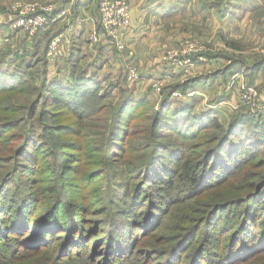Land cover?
Here are the masks:
<instances>
[{
  "label": "trees",
  "instance_id": "trees-1",
  "mask_svg": "<svg viewBox=\"0 0 264 264\" xmlns=\"http://www.w3.org/2000/svg\"><path fill=\"white\" fill-rule=\"evenodd\" d=\"M243 4L226 0L216 7L247 11ZM50 42L39 57L35 48L0 58V97L23 96L29 108L22 121L29 134L13 146V169L0 180V264H132L171 220L186 226L175 229L180 239L159 264L264 262V115L237 113L225 122L215 108L197 109V99H172L212 82L209 77L166 85L158 108L120 80H103L99 71L71 61L52 78ZM228 67L224 73L244 71L251 81L264 65ZM116 95L106 120L103 105ZM46 118L64 120L39 125ZM141 119L149 124L138 128L134 122ZM3 122V132L20 126ZM102 143L104 149L96 148ZM111 166L125 180L106 197L102 177ZM246 176L259 182L239 186ZM214 203L220 204L212 209ZM200 231L202 243L183 241Z\"/></svg>",
  "mask_w": 264,
  "mask_h": 264
},
{
  "label": "rangeland",
  "instance_id": "rangeland-1",
  "mask_svg": "<svg viewBox=\"0 0 264 264\" xmlns=\"http://www.w3.org/2000/svg\"><path fill=\"white\" fill-rule=\"evenodd\" d=\"M68 1L71 0H0V16L10 13L11 17L14 18L15 14L13 12V6L16 3L38 5L41 7L55 5L56 9H60L65 6L66 2ZM75 1L76 0H73L72 3L74 2L73 4H75ZM95 1L96 10H98L99 0ZM179 1L181 2V0ZM243 1L247 3V9L249 6L254 13H252V17L250 16L249 18H246L244 20H237L236 18L234 19L231 16L232 11L235 12L237 7L233 8L230 11L231 14L228 16V19L224 18V10L220 12L216 11L218 7L216 9L215 6H219L220 10L223 9L221 7L225 6L226 0H184V3H180L182 11L172 18H169L166 25L168 35L175 38L169 40L168 43L164 39L162 45L171 46L166 48L168 50H179L180 48H182L183 44L189 42L202 48L203 53H196L194 54V56L201 54L204 59L206 56L209 57V59L211 60V63L209 64L210 67H207V65H205L204 67L202 63L198 61L197 58L199 57H197L195 59V68L188 71L187 74L184 73L185 78L174 80L170 84L181 85L183 83L186 84L190 80H195L201 77L211 78L212 82L211 80L209 82L206 81L200 84L196 89L184 90L183 92H181V94L193 91L198 93V90L200 89L201 91H199V94L201 96L197 95L195 96L196 98L193 97L198 101L199 105L197 106V109H201L203 107L206 109H214L213 106L218 105L217 107H219L221 111L216 108L215 110L219 112L221 119H223L225 122L229 120L232 115L237 113L245 115L254 114L258 115L259 117H262L264 115L261 110L262 102L264 103V84L261 83L260 85H254L253 80H251L250 82L247 74H245L244 71L231 74L230 76L227 73L223 72L229 68L228 66L232 62L243 64L246 71L248 70V68L253 67L254 65H264V1L236 0V3L239 2L240 6L244 7L245 5L243 4ZM208 2L213 5V9H210L211 5ZM82 56H84V54L80 53L79 58L81 60L84 59L82 58ZM78 66H80V64H78ZM138 70L140 74L139 79L133 84L128 82L129 66L123 69V71L118 72L116 78L111 77V79H118L123 84H126L129 89L135 91L136 97L138 98L148 97L149 100H151L152 104H154L153 107L158 108L163 97L152 90L151 83L152 81L163 80L164 75L162 74V69L159 70L155 67L156 71L153 72L152 67H150V69L148 70H145V67H143L142 69L138 68ZM258 72L259 74L254 80L262 79V72L264 73V67L258 70ZM169 73L174 74V78L175 76L180 77V75H175L176 73H180L178 71L170 70ZM235 74H238L239 76L233 77ZM260 74L261 76H259ZM231 77H233L232 80H230ZM127 86L123 87L127 89ZM242 87L245 89L250 88V90H253L252 96L247 101H243L241 99V96L244 94V92L242 93ZM27 97L30 100H35L37 95L31 97L27 95ZM26 100L27 99L25 97L20 95H16L14 97H11L10 99H8V96H4L2 98L0 97V126L5 123L3 122L4 119H9L10 121L15 123L18 122L20 125L15 130L5 129L3 132L0 129L1 134H3L0 139V164L2 165V168L0 167V180L6 178L9 172L13 169L15 162L13 158L15 157V154L14 151H12L13 146L19 148L23 141V137L29 134V131H27L26 129L27 121L22 123V121L24 119L27 120L29 116V108H25ZM118 100L119 97L106 101V105L103 106H108V109L103 113V118H106V120L110 119V110L112 107L118 104ZM222 103L224 105H222ZM97 106L99 105H96V107ZM61 120H64V118H46L39 125H46L48 128H51ZM134 124L136 126L138 125V128H142L149 123L147 120L141 119L134 122ZM39 132L41 133L42 131L39 130ZM14 135H16L15 137L19 139L12 137ZM46 135L48 137L50 136L49 133H46ZM61 139H63V137H60L58 139V142L56 144L57 146H61V142L59 141ZM49 143L52 142L50 141ZM99 147L101 149H104V143L96 148ZM97 157L103 159L98 155ZM100 159L96 158L95 160L100 161ZM261 161L262 158L260 159V162ZM111 167H109L105 171V174L102 177V181L104 182L102 185V193L106 197L114 196L116 191L119 192L120 186L124 184L125 180L122 177L120 171L115 168L116 166ZM90 170L91 168L85 170V174H89L91 172ZM24 180L27 181L28 179L25 178ZM246 182H259V180H250L246 176L245 180L240 182L239 186L243 185ZM217 204L220 203H214L212 209ZM210 208L211 207H208L206 210H209ZM187 214L191 217V211L187 210ZM201 215L194 218H199L201 217ZM261 217L262 212L260 213L258 218L261 219ZM196 223H191L187 230L190 231L193 226L196 225ZM185 226L186 225H180L176 220H171L168 223L167 228H163L155 233V235L153 236L154 241L152 239H149V243L147 245H149L152 249L143 247L144 249H142V251L134 256L132 264L161 263L168 256V253L171 252V250L173 249L172 247H174L180 239L178 238V236L181 233H177L175 229L181 227L179 230H182L183 228H185ZM203 232L204 231H200L197 234V237L192 234L186 235L183 241L189 240L193 244L199 242L202 243ZM152 241L153 245L151 244ZM146 250L149 251L148 257V252ZM144 257H147L146 261L142 262ZM258 264H264V262H262V259L259 260Z\"/></svg>",
  "mask_w": 264,
  "mask_h": 264
},
{
  "label": "crops",
  "instance_id": "crops-1",
  "mask_svg": "<svg viewBox=\"0 0 264 264\" xmlns=\"http://www.w3.org/2000/svg\"><path fill=\"white\" fill-rule=\"evenodd\" d=\"M72 1L66 2L65 6L57 9L56 12L57 14L61 10L66 9L68 15L63 19L50 23L46 30L37 35L36 38H30L28 33L23 30H13L12 24L15 17H11L10 13L0 16V58L10 50L20 51V53H23V50L29 53H35V48L36 50L38 49L36 55L39 57L43 54V48L47 42L51 41L54 36L62 33L66 39L62 46L60 59L57 62L56 60L53 62L50 61L49 65L50 76L52 78L57 75L59 68L65 71L69 69L68 61H71L78 68H88L90 73L94 70L99 71L103 80L108 75L116 78L117 73L123 71L127 66L129 68L135 66L139 69L145 67V70L152 67L153 72L156 71V67L159 70L162 69V74L167 69L162 59L168 50L166 48L171 46H162L163 40L165 39L168 43L169 40L175 37L168 35L166 25L169 18H172L182 11L180 3H184V0H181V2L179 0H125L131 7L133 31L127 38L128 51L124 53H119L113 47L112 42L103 36V32H100V41L98 44L91 43L89 38L93 26L90 20L91 18H97L98 15L96 1L76 0L75 4ZM209 4L211 5L210 9H213V5L211 3ZM215 8L217 9L216 6ZM231 10L229 9L223 12L225 15L224 18L228 19ZM252 13H254L253 10L248 7L247 11H232L231 16L237 20H244L250 16L252 17ZM81 20L85 21L81 22ZM131 51L135 55L130 58L129 53ZM80 53L84 54L82 56L84 58L83 60L79 58ZM201 63L204 67L205 65L210 67L211 60L206 56ZM175 75H180V77L175 76L174 80L185 78L183 72L176 73ZM235 76L239 75L235 74L233 77ZM253 82L254 85L264 84V73L262 72V79L253 80ZM199 91L201 90L199 89L198 93L196 92L198 95H200ZM217 106L214 105L213 108L219 109Z\"/></svg>",
  "mask_w": 264,
  "mask_h": 264
},
{
  "label": "built area",
  "instance_id": "built-area-1",
  "mask_svg": "<svg viewBox=\"0 0 264 264\" xmlns=\"http://www.w3.org/2000/svg\"><path fill=\"white\" fill-rule=\"evenodd\" d=\"M15 20L12 24L13 30H23L28 33L30 38L39 35L50 25L57 20L63 19L68 15L66 9L57 12L55 6H38L24 3H16L13 6ZM56 14V15H55ZM53 17V18H51ZM85 20H81L83 22ZM93 28L90 32V41L95 45L100 41V34L98 31V24L103 30V36L112 42L113 47L119 52H127V38L132 34L133 22L131 16V7L124 0H100L99 1V15L98 18H91L90 20ZM65 35L60 33L52 38L48 51L47 59L51 62L55 61L61 56L62 46L65 42ZM203 50L198 45H193L189 42L183 44L179 50H167L163 56V64L167 68L163 71V80L152 81L151 88L157 94H161L163 88L174 81V76L169 73L170 70L183 72L187 74L188 71L193 70L196 66L195 59L201 63L204 61L201 54ZM134 52L129 53V57H134ZM198 62V63H199ZM139 70L137 67L129 68L128 82L133 84L139 79ZM243 88V87H242ZM241 96L243 101H247L253 94V90L242 89ZM241 93V94H242ZM196 92H188L185 95L181 93H173L172 99L193 98L197 96ZM222 105H224L222 103ZM221 105V106H222ZM234 108V107H233ZM262 113L264 114V103L262 102Z\"/></svg>",
  "mask_w": 264,
  "mask_h": 264
}]
</instances>
